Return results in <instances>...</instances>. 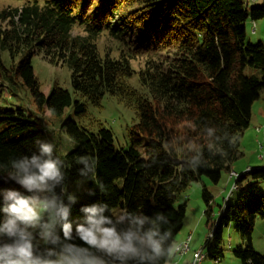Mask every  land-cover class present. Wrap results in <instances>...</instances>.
<instances>
[{
	"label": "trees",
	"instance_id": "1",
	"mask_svg": "<svg viewBox=\"0 0 264 264\" xmlns=\"http://www.w3.org/2000/svg\"><path fill=\"white\" fill-rule=\"evenodd\" d=\"M248 17H264V6L250 8L247 0H27L0 10V51L11 61L7 67L0 59V81L10 92L28 88L36 109L52 116L72 104L76 116L84 114L85 105L66 89L55 85L47 95L40 92L31 67L40 54L66 66L74 92L93 106L109 94L136 116L126 149L115 148L102 126L89 131L71 117L61 123L75 146L63 156L52 148L64 176L53 191L60 196L65 187L71 194L70 183L87 181V189L75 194L79 200L70 205L69 219L82 216V206L106 203L111 213L105 215L125 217L118 230L147 217L141 232L157 230L165 250L175 246L185 216V204L176 205L178 194L203 177L216 185L223 171L230 174L251 106L264 90V46L246 41ZM101 36L115 43L116 54L99 50ZM137 57L143 65L134 70L130 62ZM134 77L138 88L130 83ZM41 144L52 145L34 114L0 106V189L18 188L9 178L12 161L40 155ZM248 169L234 178L229 195L236 190V199H223L216 218L213 196L201 184L211 233L203 249L214 263L222 258L221 229L232 225L240 239L232 255L241 264H264L251 242L255 220H264V195L254 188L264 182V165ZM63 203L69 206L67 195ZM171 262L162 257L156 264Z\"/></svg>",
	"mask_w": 264,
	"mask_h": 264
},
{
	"label": "clouds",
	"instance_id": "2",
	"mask_svg": "<svg viewBox=\"0 0 264 264\" xmlns=\"http://www.w3.org/2000/svg\"><path fill=\"white\" fill-rule=\"evenodd\" d=\"M52 148L41 144L40 155L22 156L11 163L9 178L18 188L0 189V264H156L181 251L179 246L165 250L163 240L155 238L157 230L142 233L147 217L134 219L135 228L129 225L118 230L117 224L125 217L105 215L111 213L106 203L82 206L79 212L83 215L69 219L70 205H75L77 198L65 187L60 196L54 193L64 176L59 167L62 159L51 157ZM78 159L87 162L86 157ZM97 184L103 191V185ZM46 193L50 198L43 195ZM65 195L69 206L63 203ZM199 259V253L195 254L196 264Z\"/></svg>",
	"mask_w": 264,
	"mask_h": 264
},
{
	"label": "rangeland",
	"instance_id": "3",
	"mask_svg": "<svg viewBox=\"0 0 264 264\" xmlns=\"http://www.w3.org/2000/svg\"><path fill=\"white\" fill-rule=\"evenodd\" d=\"M25 1L27 0H0V10L9 6L19 7ZM247 2L250 8L264 6V0H247ZM245 32L247 42H261L264 46V17L257 20H252L248 17L245 22ZM76 33L77 31H73V34ZM115 46V43L106 36L99 38L98 48L100 51L106 50L112 54H116ZM0 59L5 66L8 67L10 65L11 61L7 52L0 51ZM130 63L134 70H138L143 65V59L137 57L131 60ZM31 67L41 93L47 95L49 90L55 85L66 89L73 100H77L85 105L84 114L76 116L73 113L74 105L72 104L70 107H66L61 115L52 116L46 109H36L28 88L24 87L17 93L10 92L1 81L0 106L4 108H21L26 113L34 114L58 156L65 155L75 146V143L60 129L61 123L67 117H71L78 126L89 131H95L98 126L108 129L112 134L113 145L117 149H126L130 146L128 138L129 128L136 122V116L131 107L125 106V104L109 94H104L99 106H93L87 99L80 97L78 93L74 92L71 87V72L66 66L50 64L40 54L34 55L31 58ZM246 73H249V70H246ZM130 83L132 86L138 88L135 77L130 80ZM263 133L264 90L251 106L250 122L239 138L240 156L232 163V171L234 170L238 174L244 172L246 166L258 167L264 165V143L260 139ZM234 178L229 177V172L223 171L218 184L213 185L207 178L203 177L201 182L190 183L178 194L176 205L185 204V216L175 240L176 243H179L190 234L191 241L189 243V252L181 257L174 258L173 263L179 261V264H187L192 258V253L200 250L204 255V259L198 264H241L231 252V248L240 242L239 236L232 229V225L222 227L221 229V247L223 251L222 258L217 263L209 259L206 256L205 249H203L209 230L205 224V216L203 214L205 205L201 197V184L213 196L211 204L212 218H216L218 216V206L223 204V199L228 198L230 202H234L236 199V190L227 196L233 185ZM254 188L261 191L264 195L263 181L257 183ZM68 189L71 195L74 196L75 194L83 193L87 189V181H74L68 185ZM222 190H226V193H221ZM75 197L78 201L79 197ZM114 213L116 214L117 211ZM251 242L254 248L263 250L260 252L264 256V220L258 218L255 220L251 233ZM186 261L187 263H185Z\"/></svg>",
	"mask_w": 264,
	"mask_h": 264
},
{
	"label": "built area",
	"instance_id": "4",
	"mask_svg": "<svg viewBox=\"0 0 264 264\" xmlns=\"http://www.w3.org/2000/svg\"><path fill=\"white\" fill-rule=\"evenodd\" d=\"M230 177H235V173H233V172L230 173ZM190 238H191V235L190 234L185 237V239L182 241L181 246H180L181 251H179L177 254L174 255V257L172 258V262L171 263H173V259L174 258L179 257V256L180 257L183 256L184 248L186 246H188V243H189V239ZM197 253H198V251L195 254H197ZM192 264H196L195 256L193 257Z\"/></svg>",
	"mask_w": 264,
	"mask_h": 264
},
{
	"label": "bare ground",
	"instance_id": "5",
	"mask_svg": "<svg viewBox=\"0 0 264 264\" xmlns=\"http://www.w3.org/2000/svg\"><path fill=\"white\" fill-rule=\"evenodd\" d=\"M246 170H249V169L247 168ZM248 172H249V171H248ZM236 176H237V174L235 173V177H236ZM207 237L210 238V237H211V233H208V234H207ZM190 241H191V238L189 239V243H190ZM181 243H182V242H180V243H176L175 246H179V247H180V246H181ZM189 243H188V246H186V247L184 248L183 255H185L187 252H189V250H190V249H189ZM196 252H197V251H196ZM196 252H193V253H192V258H191V260H190L187 264H192V260H193V257L195 256V253H196ZM177 253H178V252H177ZM177 253H176V254H177ZM198 253H199V256H200V259H199V261H198V263H199L200 261H202V260L204 259V255L202 254V252H201L200 250L198 251ZM173 256H174V255H173Z\"/></svg>",
	"mask_w": 264,
	"mask_h": 264
},
{
	"label": "crops",
	"instance_id": "6",
	"mask_svg": "<svg viewBox=\"0 0 264 264\" xmlns=\"http://www.w3.org/2000/svg\"><path fill=\"white\" fill-rule=\"evenodd\" d=\"M260 139H261V141L264 143V133L262 134V136L260 137ZM260 159H262V158H260ZM263 160V159H262ZM262 166V165H261ZM251 166H246V168H245V170L247 169V168H250ZM236 173L234 170L232 171L231 170V172L230 173ZM237 174V173H236ZM229 177H230V174H229ZM232 178V177H231ZM232 188V187H231ZM231 190V189H230ZM221 193H226V190H222V192ZM230 194V191L228 192V194H227V196ZM182 242V241H181ZM180 243V242H179ZM252 246H253V248H254V245L252 244ZM254 250L256 251V252H258V253H262V252H260V251H263V250H258V249H256V248H254ZM174 256H172V258H173ZM177 262V261H176ZM171 263V264H179V261L177 262V263ZM185 263H187V261L185 262Z\"/></svg>",
	"mask_w": 264,
	"mask_h": 264
}]
</instances>
